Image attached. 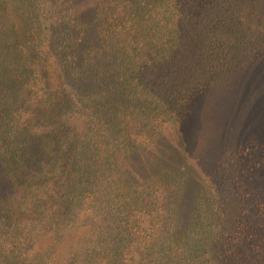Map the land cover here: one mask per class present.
<instances>
[{
    "label": "trees",
    "instance_id": "trees-1",
    "mask_svg": "<svg viewBox=\"0 0 264 264\" xmlns=\"http://www.w3.org/2000/svg\"><path fill=\"white\" fill-rule=\"evenodd\" d=\"M0 264H264V0H0Z\"/></svg>",
    "mask_w": 264,
    "mask_h": 264
}]
</instances>
